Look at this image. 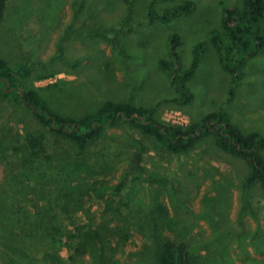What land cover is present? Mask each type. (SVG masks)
I'll list each match as a JSON object with an SVG mask.
<instances>
[{
	"label": "rangeland",
	"instance_id": "rangeland-1",
	"mask_svg": "<svg viewBox=\"0 0 264 264\" xmlns=\"http://www.w3.org/2000/svg\"><path fill=\"white\" fill-rule=\"evenodd\" d=\"M184 1L134 0L129 8L126 0H7L0 56L11 66L34 62L25 87H36L51 110L73 119L97 113L107 100L130 101L155 108L154 118L184 130L222 110L244 131L264 134V49L230 70L222 65L213 38V31L220 29L230 42L223 12L225 7H241L244 0H194L192 12L169 22L148 17L151 2L163 11ZM174 33L181 38L178 63L171 54ZM199 43L200 63L187 82L192 98L182 103L176 99L181 94L174 88L173 74L161 60L186 71ZM237 55L233 52L232 59ZM33 113L23 101L0 92V136L16 125L23 135L28 130L39 134L41 152L73 154L74 148ZM85 153L97 164L91 181L104 178L108 186L133 171L132 158L146 165L148 174L158 173V191L170 215L181 221L179 227L186 223L201 255L209 254L214 264H264V187L259 180L246 186L249 161L223 151L215 133L201 135L191 152L175 156L122 119L105 128L103 138ZM137 182L140 197L150 203L156 183ZM95 194L91 191L88 197L94 213L114 197L111 189Z\"/></svg>",
	"mask_w": 264,
	"mask_h": 264
},
{
	"label": "trees",
	"instance_id": "trees-1",
	"mask_svg": "<svg viewBox=\"0 0 264 264\" xmlns=\"http://www.w3.org/2000/svg\"><path fill=\"white\" fill-rule=\"evenodd\" d=\"M126 2L129 8L134 4V0ZM153 4L148 8V17L162 22L195 8L194 0L163 11L155 10ZM6 9L7 0H0V23ZM223 27L230 42L220 29L213 31V38L222 65L234 70L245 58L264 49V0H244L239 8L225 7ZM180 44V35L174 33L171 54L175 63L179 62ZM202 47L201 43L195 45L191 65L183 72L161 60L162 67L173 74L174 88L181 94L176 98L179 102L188 103L192 98L187 82L200 63ZM235 51L238 58L233 60ZM33 65L11 66L0 56L1 95L23 101L43 127L75 151L64 157L41 152L39 134L28 130L23 135L16 125L0 136V165L5 169L0 177V260L6 264L16 260L23 264H214L209 254L201 255L198 241L190 235L186 223L179 227L181 221L170 215L158 191V173L148 174L146 165L132 158L135 166L130 169L134 172L128 171L125 176L127 180L132 175L129 183L122 178L108 186L104 178L91 181L89 174L97 164L92 165L85 152L103 138L105 128L122 119H128L175 156L191 152L201 135L215 133L223 151L249 161L252 171L246 186L259 180L264 187V134L244 131L222 110L208 113L184 130L154 118L155 108L130 101L107 100L97 113L73 119L51 110L36 87H25ZM139 180L156 183L148 204L140 197ZM110 189L114 197L94 213L88 199L90 192Z\"/></svg>",
	"mask_w": 264,
	"mask_h": 264
},
{
	"label": "water",
	"instance_id": "water-1",
	"mask_svg": "<svg viewBox=\"0 0 264 264\" xmlns=\"http://www.w3.org/2000/svg\"><path fill=\"white\" fill-rule=\"evenodd\" d=\"M10 84V82H8V85Z\"/></svg>",
	"mask_w": 264,
	"mask_h": 264
}]
</instances>
